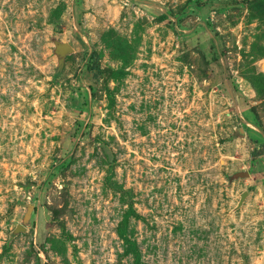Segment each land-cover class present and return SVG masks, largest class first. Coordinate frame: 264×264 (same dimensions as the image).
<instances>
[{"label":"rangeland","instance_id":"rangeland-1","mask_svg":"<svg viewBox=\"0 0 264 264\" xmlns=\"http://www.w3.org/2000/svg\"><path fill=\"white\" fill-rule=\"evenodd\" d=\"M0 264H264V0H0Z\"/></svg>","mask_w":264,"mask_h":264},{"label":"water","instance_id":"water-1","mask_svg":"<svg viewBox=\"0 0 264 264\" xmlns=\"http://www.w3.org/2000/svg\"><path fill=\"white\" fill-rule=\"evenodd\" d=\"M71 50L70 46L68 44L65 43H60L56 45V51H57V55L60 58H62L67 52H69ZM247 196V192H243L240 194V199L238 201V207L242 205L245 197ZM24 231V228L22 226H17L14 230V233H18Z\"/></svg>","mask_w":264,"mask_h":264},{"label":"trees","instance_id":"trees-1","mask_svg":"<svg viewBox=\"0 0 264 264\" xmlns=\"http://www.w3.org/2000/svg\"><path fill=\"white\" fill-rule=\"evenodd\" d=\"M252 155H253V156H257V155H259V153H258V152H255V153H253Z\"/></svg>","mask_w":264,"mask_h":264}]
</instances>
